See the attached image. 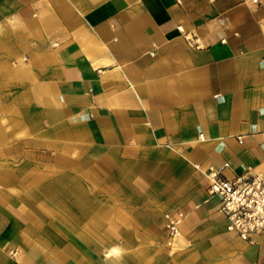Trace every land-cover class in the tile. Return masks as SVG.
Returning a JSON list of instances; mask_svg holds the SVG:
<instances>
[{
    "label": "crops",
    "instance_id": "obj_1",
    "mask_svg": "<svg viewBox=\"0 0 264 264\" xmlns=\"http://www.w3.org/2000/svg\"><path fill=\"white\" fill-rule=\"evenodd\" d=\"M210 166L264 174V0H0V264H264Z\"/></svg>",
    "mask_w": 264,
    "mask_h": 264
},
{
    "label": "built area",
    "instance_id": "obj_2",
    "mask_svg": "<svg viewBox=\"0 0 264 264\" xmlns=\"http://www.w3.org/2000/svg\"><path fill=\"white\" fill-rule=\"evenodd\" d=\"M207 174L209 192L219 198L218 210L226 219V229L249 242L255 235L264 234V174L228 177L214 166ZM179 215H166L165 227L171 239L178 234Z\"/></svg>",
    "mask_w": 264,
    "mask_h": 264
},
{
    "label": "rangeland",
    "instance_id": "obj_3",
    "mask_svg": "<svg viewBox=\"0 0 264 264\" xmlns=\"http://www.w3.org/2000/svg\"><path fill=\"white\" fill-rule=\"evenodd\" d=\"M12 254V253H11Z\"/></svg>",
    "mask_w": 264,
    "mask_h": 264
}]
</instances>
